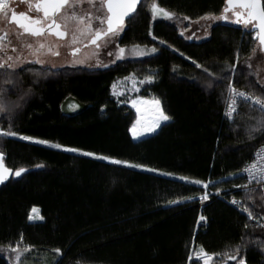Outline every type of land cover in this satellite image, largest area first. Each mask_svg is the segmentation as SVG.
<instances>
[{"label": "trees", "instance_id": "trees-1", "mask_svg": "<svg viewBox=\"0 0 264 264\" xmlns=\"http://www.w3.org/2000/svg\"><path fill=\"white\" fill-rule=\"evenodd\" d=\"M153 2H139L117 41L145 55L99 68L30 62L18 67L15 86L3 83L0 69L7 100L24 96L10 118L0 114V128L19 134L0 136V152L9 168L27 170L0 186V264H15L7 245L18 242L21 250L33 246L21 264H202L201 246L218 254L211 264H264V187H236L246 184L241 170L264 143V131L249 139L245 129L264 113L240 101L226 116L230 84L264 98L248 64L258 41L235 17L214 23L203 39L181 33L178 20L219 16L226 0H155L173 19L153 17ZM126 77L140 81L138 95L158 97L170 117L138 140L130 132L134 95L114 92L128 89ZM34 206L43 219H28ZM237 246L239 256L229 259Z\"/></svg>", "mask_w": 264, "mask_h": 264}, {"label": "snow or ice", "instance_id": "snow-or-ice-1", "mask_svg": "<svg viewBox=\"0 0 264 264\" xmlns=\"http://www.w3.org/2000/svg\"><path fill=\"white\" fill-rule=\"evenodd\" d=\"M8 0H0V13H3L6 8ZM140 2V0H34L35 10L37 12H41V15L32 16L27 14L26 12L16 13L12 12L11 20L15 24L19 26L20 29L23 30V33L28 34L32 37L40 38L42 36L47 35H55L57 38H64L69 35L71 31V45L74 46L79 42V37L87 35L89 42L91 45H94L97 49L101 47L100 41H105V46L107 45V38L110 35L118 34L123 28L125 24V17H129L130 14L136 11V6ZM29 3H32V0H29ZM97 3L99 7L97 6ZM84 4L89 5L91 8L96 9V14L94 15L91 10L85 11L82 14L79 12V6ZM106 11H102L105 10ZM151 12L153 17L163 16L166 19H173L176 16L175 12L168 11L164 8H161L158 3L153 2L151 5ZM228 13H231L235 17V23L243 24L245 27L250 26V31L252 33V38L258 41L259 48L261 51H264V0H226V7L223 9V12L219 16H215L214 14L206 15L200 17V19H215V20H229ZM184 19H189V17L184 16ZM95 20L98 22L99 26L93 28L92 21ZM79 22V27L73 31L69 29V24ZM106 25V27H105ZM79 33V36L77 35ZM5 39L4 35H0V51L5 50V45L3 43ZM25 47L28 49H32L33 55L39 54L42 50L45 49L46 45L44 43H37V46L33 48L32 44H26ZM13 51L17 49L13 47ZM51 51V48H48ZM80 51L79 48L72 47V55L75 56ZM135 52V46L133 48ZM153 52L156 51L155 48L152 49ZM257 49H252V54L255 55ZM125 49L123 47H118V55L120 58H123ZM58 55L59 53H55ZM139 55H144L143 52L137 53ZM109 55H112L109 52ZM237 59L239 58V51L236 53ZM24 57L18 56L14 61L12 56H7L6 59L0 60V69H3L4 76V84L15 86L18 80L17 77V69L19 65L24 64ZM35 63L43 64L44 61L40 59H36L33 61ZM77 63H84L83 60L77 61ZM197 67H202L197 64ZM251 67V65H249ZM226 69H235L234 64H225ZM207 71V69H205ZM39 75V73H35ZM211 75H215L214 73ZM153 79V77H146V80L149 82ZM143 82V81H142ZM8 89L0 86V114L7 113L9 114V118L11 113L19 107L20 101L24 99V96L18 98L17 101H9L6 98V93ZM30 91V90H29ZM229 93L231 95L230 103L228 104V111L226 112V116L231 118L233 113L236 112L237 99H242L244 101H251L254 105L259 106V109L262 113H264V98L253 96L251 93H247L244 91H239L231 84L229 85ZM28 93H25L27 95ZM146 104H150L152 107L149 111L154 113V116L151 119L146 120L143 115H138L137 120L133 123L130 128V132L133 137H139L144 132H152L155 128L159 127L161 121H167L170 119L168 115H166L160 106V101L158 99H154L152 101H141ZM133 106L137 108V112L141 113V108L139 107L138 101H132ZM248 138H253V133L264 131V116H261L255 123V125H250L245 129ZM19 135L15 131L5 130L0 128V136L10 137ZM24 140H33V137L30 136H22ZM40 143L47 144L48 141L41 140ZM54 147L61 148L63 147L60 144H54ZM264 147V146H262ZM69 151H82L76 148H69ZM84 155L87 156H96L97 154L92 152H84ZM103 160H108L111 163L115 164H124L131 167H145L144 165H130L128 161H122L119 159L111 158L108 156L99 157ZM3 160V153H0V161ZM260 161H264V153L260 150L257 151V158L254 159L251 163L246 165L241 171H243L248 179V184L245 185H237L236 187L249 188L252 182L255 180L258 184H264V163H260ZM27 170L23 167L17 168L14 172L15 176H20L22 173ZM152 171H156L152 169ZM13 170L4 166L3 163H0V183H3L8 176L6 174L12 173ZM182 179H187L186 177H182ZM196 183H203L202 181H195ZM207 187V185H205ZM219 191V190H217ZM203 199L207 198V193L202 197ZM249 200H252L253 197L249 195L247 197ZM264 198V197H262ZM178 200H170L167 203L175 204L178 203ZM233 204H240V201L235 198L232 199ZM242 211L248 214V217L253 218L252 212L249 210L247 206H243ZM37 209L34 206L29 213L28 219H43L42 216L34 215L37 213ZM205 217L201 216L200 220L203 221ZM248 225L245 224V228ZM23 237H21V240ZM262 246H264V241H259ZM33 246L28 245L23 250L20 249L19 242L13 247L11 244L7 245V249L14 253L15 264H21L22 257L25 253L29 252ZM4 248L0 247V251H3ZM55 253L60 254L61 249L57 248L53 250ZM241 251L240 246H237L234 249V254L225 253L228 255V258L231 260H236L237 256H239ZM218 254L216 253H208L201 246L200 251L197 253L199 260L202 261V264H211L213 261V257ZM191 259V257L189 258ZM239 264H246L244 258H241Z\"/></svg>", "mask_w": 264, "mask_h": 264}, {"label": "rangeland", "instance_id": "rangeland-1", "mask_svg": "<svg viewBox=\"0 0 264 264\" xmlns=\"http://www.w3.org/2000/svg\"><path fill=\"white\" fill-rule=\"evenodd\" d=\"M34 0H32V3H29V0H8L6 4L5 11L3 13H0V35H4L5 39L3 41L5 45V50L0 51V60H4L7 58V56H12L14 61L18 56L24 57L25 62L24 64H21L19 66H23L27 63L35 61L37 58L40 60H43L44 63L41 65L44 66H51L53 68L62 67L65 65H76V66H84L89 68H99V67H105L110 64H113L117 62L118 60L122 59L118 55V47H121L118 45V38L121 36L124 28L116 35H110L107 38V45L105 46V41H100L101 47L97 49L94 45L89 44V39L87 35L80 36L79 42L75 44L74 46L71 45V31L69 32V35L65 38H57L54 35H45L40 38L32 37L28 34L23 33V30L20 29L15 23L10 22L9 17L12 10H27L28 8H32ZM99 7L98 3L97 6ZM32 10V9H31ZM91 10L93 14H96V9L91 8L89 5L84 4L82 6H79V12L82 14L85 11ZM102 11H106L102 10ZM216 16V15H215ZM234 16L232 14L229 15V19H233ZM219 21H223V19L215 20V19H201L196 21H190L188 19L178 20V24L181 28V33L189 38H196V39H203L209 35V31L211 26ZM93 28L98 27L99 24L97 21H92ZM191 25V27H190ZM79 22L71 23L69 24V29L75 31L79 27ZM125 27V26H124ZM79 36V33H77ZM44 43L46 45L45 49L42 50L39 54L33 55L32 49H28L25 47L26 44H32L33 48L37 46V43ZM13 47H15L17 50L13 51ZM51 48V51L48 50V48ZM72 47H79L80 51L73 56L72 55ZM125 52L123 55L124 57H135V56H142L137 53L143 52L144 55L147 53L145 48L143 47H135L136 51H133L134 47L125 48ZM59 53L56 55L55 53ZM109 52L112 53V55H109ZM83 60L84 63H77V61ZM248 64L251 65V67L255 70L257 73L258 79L262 84H264V53L260 50V48H257V51L255 55H252L248 59ZM124 84L128 87V89H123L121 87H116L114 92L117 95H121L125 90H129V93L134 95L132 98V101H138L139 107L141 108V113L137 112V108L132 106L136 110L137 116L143 115V117L146 120L151 119L152 116H154V113L149 111V109L152 107L150 104L143 103L141 101H152L154 99H158L160 101V106L163 112L165 113L162 102L158 97H146V96H138L139 89H140V81L134 78L135 82L131 81L129 77H126L124 79H120ZM119 80V81H120ZM129 81V82H128ZM139 82V83H138ZM166 114V113H165ZM167 115V114H166ZM137 120V117H136ZM135 120V121H136ZM134 121V122H135ZM165 121H161L159 124V127L155 128L152 132H144L139 137H132L135 140H138L140 138L146 137L148 135L156 133L162 123ZM132 127V126H131ZM38 210L37 213L34 215L41 216L39 207H36ZM37 220V219H34Z\"/></svg>", "mask_w": 264, "mask_h": 264}, {"label": "built area", "instance_id": "built-area-1", "mask_svg": "<svg viewBox=\"0 0 264 264\" xmlns=\"http://www.w3.org/2000/svg\"><path fill=\"white\" fill-rule=\"evenodd\" d=\"M237 90H239V91H244V92H247V93H250L249 91H247L246 89H243V88H241V89H237ZM252 94V93H251ZM253 95V94H252ZM253 96H255V95H253ZM230 100H231V95H230V93L228 94V96H227V100H226V112L228 111V104L230 103ZM240 101H244V100H242V99H237V105H236V109L238 110V106H239V103H240ZM245 102H248V103H251L253 106H257V105H254L250 100L249 101H245ZM258 108H259V106H257ZM237 110H236V112H237ZM236 112H234L233 113V115H232V117L234 116V114H236ZM262 146H264V143L261 145V146H259L257 149H256V151L254 152V155H253V157L245 164V166L246 165H248L249 163H251L254 159H256L257 158V151L258 150H260L262 153H264V147H262ZM260 163H264V161H260ZM244 166V167H245ZM243 175L245 176V178H246V184H248V179H247V176H246V174L243 172ZM251 186H258V187H264V184H258L255 180L252 182V184L250 185V187ZM208 198H206V199H203V200H201L200 201V204L201 205H205L207 202H208ZM239 205H241L242 207L243 206H245L244 205V203H242V201H240V204ZM200 224H204V221H200Z\"/></svg>", "mask_w": 264, "mask_h": 264}, {"label": "water", "instance_id": "water-1", "mask_svg": "<svg viewBox=\"0 0 264 264\" xmlns=\"http://www.w3.org/2000/svg\"><path fill=\"white\" fill-rule=\"evenodd\" d=\"M141 1V0H140ZM139 4V3H138ZM137 4V5H138ZM136 8H137V6H136ZM17 13V12H16ZM133 14V13H132ZM132 14H130V16L129 17H125V22H126V20L128 19V18H130L131 16H132ZM12 15V14H11ZM10 22H12V20H11V16H10ZM17 25V24H16ZM18 26V25H17ZM19 27V26H18ZM105 27H106V25H105ZM55 36V35H54ZM56 37V36H55ZM65 38V37H64ZM89 44H90V42H88ZM263 53H264V51H262ZM1 153V152H0ZM0 163H3L4 164V166H6L7 168H9L7 165H6V163H5V160H4V155H3V160L2 161H0ZM11 169V168H10ZM13 170V169H12ZM14 172H15V170H13V172L12 173H8V174H6L7 176H8V178L3 182V183H5L6 181H8V180H10L11 178H16V177H19V176H15L14 175ZM3 183H0V186L3 184Z\"/></svg>", "mask_w": 264, "mask_h": 264}, {"label": "flooded vegetation", "instance_id": "flooded-vegetation-1", "mask_svg": "<svg viewBox=\"0 0 264 264\" xmlns=\"http://www.w3.org/2000/svg\"><path fill=\"white\" fill-rule=\"evenodd\" d=\"M32 9V10H31ZM31 9H27V10H12L11 11V13H10V16H11V14H12V12L13 11H15V12H17V13H19V12H26L27 14H29V15H32V16H37V15H41L42 16V13L41 12H37L36 10H35V4H34V2H33V4H32V8ZM9 20H10V17H9ZM14 23V22H13ZM16 25V24H15ZM77 48H79V47H77ZM80 49V48H79Z\"/></svg>", "mask_w": 264, "mask_h": 264}, {"label": "crops", "instance_id": "crops-1", "mask_svg": "<svg viewBox=\"0 0 264 264\" xmlns=\"http://www.w3.org/2000/svg\"><path fill=\"white\" fill-rule=\"evenodd\" d=\"M190 27H191V25H190ZM185 36V35H184ZM189 38V37H188ZM257 48H259V46L257 47ZM138 96H140V95H136V97H138ZM142 96V95H141ZM146 97H148V96H146ZM130 104L132 105V99L130 100Z\"/></svg>", "mask_w": 264, "mask_h": 264}]
</instances>
